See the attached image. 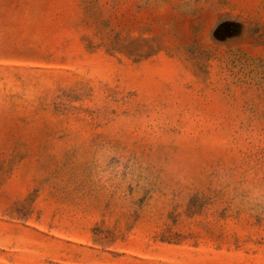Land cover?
I'll use <instances>...</instances> for the list:
<instances>
[{
    "label": "rangeland",
    "instance_id": "1",
    "mask_svg": "<svg viewBox=\"0 0 264 264\" xmlns=\"http://www.w3.org/2000/svg\"><path fill=\"white\" fill-rule=\"evenodd\" d=\"M0 264H264V0H0Z\"/></svg>",
    "mask_w": 264,
    "mask_h": 264
}]
</instances>
